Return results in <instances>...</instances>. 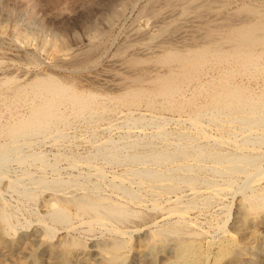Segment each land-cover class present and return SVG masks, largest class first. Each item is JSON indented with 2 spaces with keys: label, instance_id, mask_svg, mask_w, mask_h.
Listing matches in <instances>:
<instances>
[{
  "label": "bare ground",
  "instance_id": "bare-ground-1",
  "mask_svg": "<svg viewBox=\"0 0 264 264\" xmlns=\"http://www.w3.org/2000/svg\"><path fill=\"white\" fill-rule=\"evenodd\" d=\"M144 1L123 0L108 18L113 25L132 6L137 20L147 21L145 25L137 22L113 56L107 51V41L101 42L103 35L98 41L95 34L86 50L70 53L59 62L80 75L109 63L116 70L112 74L116 95L81 93L71 83L41 73L30 78L24 74L19 81L0 69L2 169L31 161L44 165L42 153L24 155L35 140L59 142L66 138L72 122L98 123L108 119L112 109H124L126 137L153 123L159 125L158 130L152 137L140 130L134 141L123 144L121 140L99 141L95 153L75 160L73 167L78 170L82 164L102 160L127 170L109 176L105 169L92 166L86 173L62 178L53 164L47 168L52 178L23 169L13 178L0 176V181L6 177L7 189L24 203L35 201L39 193L53 194L55 203L49 206L47 219L59 228L76 229L75 219L90 233L98 230L111 235L110 240L94 242L108 262L119 260L120 251L128 245L127 235L146 228L153 255L172 242L175 256L167 264H198L200 251L193 240L204 231L190 224V212L212 199H222L241 176L238 193L247 209L250 213L264 210L260 153L249 150L264 149V0H151L139 9ZM141 107L146 113L138 114ZM158 112L186 113L188 119L181 122L188 123L194 134L180 131L175 134L176 143L168 145L167 119ZM206 120L223 128L220 137H212ZM208 171L215 181L205 177ZM92 177L98 182L94 186ZM207 185L213 188L211 192L203 191ZM2 196L0 192V226L12 229L18 210H11ZM153 218H162L161 224L152 223ZM48 228L44 231L49 236L59 233ZM81 247L78 242L61 241L67 264L85 258Z\"/></svg>",
  "mask_w": 264,
  "mask_h": 264
},
{
  "label": "rangeland",
  "instance_id": "rangeland-1",
  "mask_svg": "<svg viewBox=\"0 0 264 264\" xmlns=\"http://www.w3.org/2000/svg\"><path fill=\"white\" fill-rule=\"evenodd\" d=\"M150 1L145 0L143 4H140L139 9L145 4H150ZM122 2L123 0H0V69L6 70V73H10V77H15L19 81L24 79V74L30 78L36 73H41L69 82L74 90L81 93L116 95L118 91L112 86V74L116 73V70L110 68L109 63L101 65L91 74L80 75L70 66L59 62L70 53L86 50L90 45V36L95 34L98 36L96 40L99 41L103 37L101 42L107 41V51L111 50L113 56L124 44L127 33L133 30L137 22L142 25L147 22L143 19L137 20V14L132 13L133 7L130 6L120 18L121 20H116L115 24L109 25L108 18L115 13V10L121 8ZM113 110L108 119L98 123L72 122L73 125L67 129L66 138L59 142L35 140L30 149L25 150L24 155L42 153L47 163L41 165L31 161L26 164L27 166L13 163L10 167L3 168L4 170L0 167V176L13 178L23 169H27L37 176L44 175L52 178L54 174L47 168L53 164H57L62 178L86 173L87 168L92 166L105 169L109 176L123 174L127 170L126 166H108L102 160L82 164L78 170L73 167L75 160L90 158L95 153L94 146L99 141L111 139L115 142L121 140L119 142L121 144L132 142L137 138L140 130L146 132L148 137H152L159 127L156 123L149 124L150 126L137 128L132 137H126L128 124L124 122V116L127 111ZM139 113H146L145 107H141ZM158 116L167 119L164 129L171 137L168 145L176 141L175 134L180 131L194 134L188 123L181 122L188 119L186 113L174 115L158 112ZM204 125L208 126L213 138L220 137L224 131L222 127L211 124L207 120ZM153 139L157 144L159 143V146H163L158 138L153 137ZM211 143H206L209 148H213ZM253 149L260 153L259 166L264 170V149L249 148V150ZM180 163L177 162V164ZM206 165L212 167L211 163ZM209 173L211 172L208 171L205 177L210 182L215 181L213 173L210 175ZM6 177L0 181V192L11 210L18 211L15 219L12 220L14 228L0 226V264H67L60 249L61 241L62 243L78 242L83 245L81 249L85 252V258L82 259L83 261H77L76 264H167L174 260L175 251L172 242L167 243L164 249H160L164 250L163 252L159 250V254L153 255L148 246L150 232L148 230L150 229L138 228V233L125 237V243L127 242L128 245H124L120 251L119 260L108 262L102 255L100 256L101 251L99 248H97L98 251L96 250L94 242L96 239L110 240L113 238L111 235L100 233L98 230L90 233L86 225L78 226V221L75 219L73 221L77 227L74 228L75 230H66L53 225L48 221L47 214L50 210L49 206L55 203V196L50 192L39 193L35 201L24 203L17 194L7 189ZM243 179L244 177L241 176L234 183L235 185L228 189L230 192H226L224 197H221L222 199H212L209 205L190 212V224L204 231L202 237L193 240L200 251L201 259L198 264H264V210L250 213L247 209L243 202V195L238 193V187L242 185ZM90 180L91 186L98 183L95 177ZM209 186H204L203 191L211 192L213 188ZM260 188H264V180ZM182 194L188 195L186 191H182ZM171 195L169 197L176 196ZM161 198L164 200L165 197ZM162 199H159L160 203L166 205L165 200ZM184 200L188 202V199ZM200 209L201 211H197ZM70 213L73 215L75 211L70 210ZM152 220V223L157 225L162 222V218ZM152 223H150L151 226ZM48 227L59 233L49 236L44 231ZM151 256L153 261L155 258L154 262Z\"/></svg>",
  "mask_w": 264,
  "mask_h": 264
}]
</instances>
